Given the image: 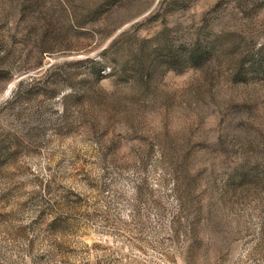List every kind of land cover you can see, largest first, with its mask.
I'll return each mask as SVG.
<instances>
[{"label":"rangeland","instance_id":"obj_1","mask_svg":"<svg viewBox=\"0 0 264 264\" xmlns=\"http://www.w3.org/2000/svg\"><path fill=\"white\" fill-rule=\"evenodd\" d=\"M0 264H264V0H0Z\"/></svg>","mask_w":264,"mask_h":264}]
</instances>
